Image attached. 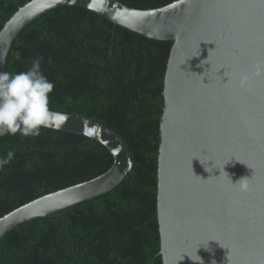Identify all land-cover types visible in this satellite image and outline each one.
<instances>
[{
    "label": "water",
    "instance_id": "95a60500",
    "mask_svg": "<svg viewBox=\"0 0 264 264\" xmlns=\"http://www.w3.org/2000/svg\"><path fill=\"white\" fill-rule=\"evenodd\" d=\"M63 5H80L116 25L173 40L158 167L164 264H201L191 259L197 255L202 264H264V72L255 70L264 62V0H175L155 8L120 0H30L0 31V72L23 28ZM50 110L59 117L56 129L103 143L114 163L92 179L6 213L0 238L24 222L112 190L134 166L118 132L80 114ZM242 177L246 190L233 184Z\"/></svg>",
    "mask_w": 264,
    "mask_h": 264
},
{
    "label": "trees",
    "instance_id": "16d2710c",
    "mask_svg": "<svg viewBox=\"0 0 264 264\" xmlns=\"http://www.w3.org/2000/svg\"><path fill=\"white\" fill-rule=\"evenodd\" d=\"M30 0H0V31ZM155 8L175 0H120ZM173 40L151 38L80 5L51 9L19 33L6 72L36 57L53 91L52 110L80 114L118 132L134 166L112 190L38 217L0 238V264H164L158 167L164 80ZM21 58L17 60L15 53ZM0 217L44 194L92 179L115 157L103 143L61 129L0 137Z\"/></svg>",
    "mask_w": 264,
    "mask_h": 264
},
{
    "label": "clouds",
    "instance_id": "9594fccd",
    "mask_svg": "<svg viewBox=\"0 0 264 264\" xmlns=\"http://www.w3.org/2000/svg\"><path fill=\"white\" fill-rule=\"evenodd\" d=\"M15 58H21L18 51ZM0 61H3V57H0ZM41 61L42 57L34 58L27 71L0 72V137L17 133L24 138L38 137L42 128L55 130L58 127L59 117L49 108V94L53 91L54 84L44 75ZM255 70L257 75L264 72V62L258 61ZM246 80L247 77L241 78V86L245 85ZM13 158L12 151H8L6 157H0V169ZM233 184H238L241 190H246L247 177H242ZM197 257L199 259L190 258L193 261H201L202 264L201 257Z\"/></svg>",
    "mask_w": 264,
    "mask_h": 264
}]
</instances>
